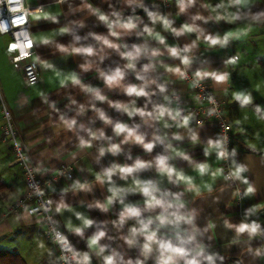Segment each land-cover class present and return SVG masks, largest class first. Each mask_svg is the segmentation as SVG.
<instances>
[{
	"label": "crops",
	"instance_id": "0c3cea01",
	"mask_svg": "<svg viewBox=\"0 0 264 264\" xmlns=\"http://www.w3.org/2000/svg\"><path fill=\"white\" fill-rule=\"evenodd\" d=\"M27 1L31 5L45 4L43 12L31 15L30 28L35 41L30 59L38 63L40 81L35 85L24 82L21 70L11 63L15 42L10 35L0 33V86L39 175L48 176L62 163L75 167L73 181L62 182L63 186L51 189L50 194L79 258L87 253L89 264H104L103 257L115 251L117 264H127L129 260L132 264L137 260L156 264L157 251L147 259L141 254L143 237L135 246L125 242L130 228L138 226L135 220L118 224L125 205L145 208L146 198L137 182H152L166 201L183 205L169 212L191 217V223H182L179 229L160 228V238L178 243L177 233L186 241L194 237L183 246L191 250L188 259L202 250L197 257L200 264H210L205 259L208 256L212 257L211 264H261L262 236L258 232H241L240 228L258 225L264 236L260 227L264 225V115L254 107L256 104L264 113V77L252 76L246 67L261 65L264 60L258 56L255 44V38L264 39V13L261 11L258 18L251 10L262 0H194L192 4L184 0L183 12L179 0H171L168 11L163 10L160 0ZM137 3L144 5L137 6L131 18ZM148 12L170 18V27L160 20L153 23ZM114 13H119L121 23L131 18L137 27L131 31L115 28L119 36L110 35L108 24L99 16L103 14L115 22ZM185 25L194 30L180 35L172 31ZM145 27L151 34L145 32ZM96 36L106 37L118 45V50L104 46ZM208 37L218 42L213 45ZM89 46L96 50L95 55L72 52L73 48ZM133 46L143 49L134 70L126 67L129 61L121 55L133 51ZM172 47L180 53L178 57L170 55ZM154 50L157 56L152 55ZM234 55H239L236 61L232 60ZM185 56L188 64L182 62ZM146 65L150 66L148 71H144ZM117 68L125 72V77L119 86H109L102 73L111 74ZM184 70L195 75L207 73L198 77L227 101L234 126L232 163L235 172L237 168L244 169L237 177L245 191L243 204L224 179L215 124L210 121L196 125L188 111L174 104L166 107L173 93L183 94L187 103L195 102L193 89L181 78ZM138 75L144 79H138ZM72 77L79 83H74ZM145 83L147 97L129 96L124 90L129 85ZM87 89L98 90L105 99H96ZM116 104L152 115L130 117ZM160 107L167 109L163 117L158 116ZM101 111L110 122L100 118ZM73 119L76 124L69 129L65 121ZM2 123L0 112V175L6 183L0 200V249L18 252L27 264H60L54 243L40 234L36 217L27 213L6 215L7 205L24 191L25 183L23 171L14 161L12 143L2 140ZM117 123L136 129L144 137V144L152 143L153 148L148 150L143 144L126 141V133L114 131ZM90 131L96 133V138L90 136ZM81 139L91 146L82 147ZM112 145L119 146L115 154L109 150ZM159 157H166L167 165L175 170L171 178L157 166ZM138 160L145 167L131 175L117 171L111 182L104 175L109 168L133 166ZM177 174L183 179H178ZM110 188L122 191L108 204ZM98 205H104L106 210ZM159 212V208L145 210L142 218ZM85 220L93 221L92 225L85 227ZM76 228H82V234H77ZM99 231L106 235L93 246L91 239ZM101 246L106 250L98 253ZM177 264H184V260L178 259Z\"/></svg>",
	"mask_w": 264,
	"mask_h": 264
},
{
	"label": "built area",
	"instance_id": "2783aa9c",
	"mask_svg": "<svg viewBox=\"0 0 264 264\" xmlns=\"http://www.w3.org/2000/svg\"><path fill=\"white\" fill-rule=\"evenodd\" d=\"M160 4L164 11L172 7L171 0H160ZM44 10L45 4L31 5L27 0H0V33L8 34L13 38L16 51L11 57V63L21 70L23 80L27 85H35L40 81L38 63L30 59L35 51V41L30 28L31 15ZM238 58L239 55H234L232 60L236 61ZM182 73V80L193 89L195 102L187 103L183 94L173 93L166 107L174 104L180 110L188 111L193 116L196 125H204L210 121L215 124L219 144L218 155L224 179L235 190L236 200L243 204L245 191L235 175L231 157L234 126L228 116L227 101L194 73L188 70ZM0 112L3 120L2 140L12 143L14 161L22 169L25 183L24 191L7 205L6 215L27 213L36 217L40 234L54 243L60 264H77V260L80 259L79 254L63 228L50 194L51 189L62 187V182L70 184L73 181L75 178L74 165L62 163L53 173L41 177L21 139L13 112L4 97L1 86ZM221 153L223 156L220 155ZM257 232L262 236L260 246L264 251V236L259 228ZM58 236L67 241V247L63 241L58 239ZM73 253L78 254L77 258L73 257ZM261 264H264V255Z\"/></svg>",
	"mask_w": 264,
	"mask_h": 264
},
{
	"label": "clouds",
	"instance_id": "9594fccd",
	"mask_svg": "<svg viewBox=\"0 0 264 264\" xmlns=\"http://www.w3.org/2000/svg\"><path fill=\"white\" fill-rule=\"evenodd\" d=\"M194 3V0H188V4ZM90 7V6H89ZM179 7L180 11L183 12L185 10V3L184 0H179ZM114 15L117 16V20L115 22H110L109 18L103 14L99 16V19L106 22L109 27L110 35L118 37L119 33L115 31V28H120L126 31H131L137 27V25L134 23V21L129 18L127 22L121 23L119 20V13H114ZM149 18L155 23L157 20H160L165 27H170L171 22L168 21L164 17H160L155 15L152 12H148ZM145 32H148L151 34V30L147 27H145ZM194 29L191 28L188 25L183 26L180 30L177 29H172L173 32H175L177 35L182 34L184 31H193ZM67 31V29H65ZM79 39V38H77ZM95 39L100 41L104 46L109 47V48H115L118 50V45L112 43L107 39L106 37H101V36H96ZM209 42L213 45H215L218 41L212 39L211 37L207 38ZM47 43V41H45ZM63 51H67L66 49H62ZM187 50V49H186ZM143 49L138 46H133V51H126L122 53L121 55L129 61V63L126 65L127 68L129 69H135V61L141 56ZM73 53L77 54H84L87 56H93L96 54V50L89 46V47H79V48H73L72 49ZM169 53L173 57H178L180 53L175 47L169 48ZM153 56H157L158 52L153 51L152 52ZM182 62L184 64L189 63L188 57H182ZM149 65H146L144 67V71L149 70ZM176 72H180V69L177 68L175 69ZM183 75V73H180ZM104 75V80L106 84L109 86H119L121 81L125 77V72L122 71L120 68H117L115 71H113L111 74H103ZM201 75H208L207 73H197V76ZM138 79L143 80V76H137ZM222 79V77H221ZM72 80L74 83H79L76 77H72ZM155 81H153L154 83ZM147 88V83L137 86V85H129L127 86L124 90L127 95L129 96H145L147 97L149 93L146 91ZM161 91H164L163 87L160 88ZM87 91H91L94 93L96 99L103 101L105 99L104 96L100 94L98 90L94 89H87ZM135 102L133 101V104ZM115 107L117 108H123L124 111L128 112L129 116L131 117L134 114H139L140 116H151L152 113H145L141 109L137 108H129L126 105H121V104H116ZM167 109L160 107L158 109V116L163 117ZM171 115V113H168ZM100 118L105 120V122H110L108 121V118L105 116V114L101 111L99 112ZM76 124V121L73 119L71 121H65V125L69 128L72 129ZM114 131L117 134H123L126 133L125 140H133L136 143L143 144L144 147L148 150H151L153 148L152 143H147L144 144V137L142 135L137 134L136 129L128 127L126 124L123 123H117L114 126ZM90 136L92 138H96V133L95 132H89ZM101 136L103 133L101 132ZM82 147H90V142L85 141L81 139L80 141ZM112 151L114 154L119 151V146L118 145H112L111 148L109 149ZM103 149H101V153H103ZM223 156V153L220 154ZM167 158L166 157H159L157 160V166L159 167L160 171L162 173H166L169 178L174 174V169L169 167L166 163ZM145 167V163L143 161H137L133 166L129 167H112L109 168L105 171L104 175L107 178L109 182H111V178L114 173L119 171L121 174H126V175H131L135 171L142 169ZM203 171V169H201ZM244 171L242 167L237 168L235 175L239 177L240 173ZM178 179H183L182 176H179L177 174ZM137 185L139 187V191L142 193V195L146 198L145 200V208L142 210L140 207L135 206V205H125L123 211L120 213L119 221L118 224L122 226L126 221L128 220H135L136 225L138 226H133L130 228V234L128 237H125V242L129 246H135L137 244V240L140 237H143V243L141 245V254L147 259L153 251H157L159 253L156 264H177L178 259H183L184 264H200V260L197 259L198 256L202 255V250L196 252L194 256H192L191 259H188V257L191 255V250L187 249L183 245L190 242L194 237H189L188 240H184L179 236L177 233L176 240L178 243H173L172 239H162L160 238V228L162 227H173L174 229H179L180 225L182 223L190 224L191 223V217L189 216H184L180 214L178 211H173L169 212V209H172L174 207H180L182 208L183 205H175L172 202L166 201L162 196L158 195L159 189L155 187L152 182H147L143 185H140L139 182H137ZM80 188H84L85 185H78ZM109 191L112 192V197H109L108 199V204H111L113 202L114 198H117L120 195V192L122 191L121 189H116V188H110ZM251 191V189H249ZM167 195V194H165ZM121 203H123V200H121ZM101 207L103 210H106L104 205H98ZM159 208L160 212L157 213L155 216H149L148 218H142L143 216V211L148 210V211H154L155 209ZM93 221L91 220H85L84 221V226L88 227L91 226ZM77 234H82L83 229L82 228H76L75 230ZM240 231H249L250 234H255L258 231V225H244L243 227L240 228ZM106 233L104 231H99L97 232L94 237L91 239V245L96 246L99 244V241L104 238ZM58 239L63 241L65 246L67 247V241L63 237H59ZM71 249H69L70 251ZM105 247L101 246L98 249V253H103L105 252ZM78 254L73 253V257L77 258ZM117 257L118 253L113 251L111 255H106L103 257L104 259V264H117ZM122 260V257H120ZM205 259H207L210 264L212 262V257L208 256ZM90 257L87 253L83 255L81 259L77 260V264H89ZM127 264H132V261L129 260ZM136 264H143V261L137 260Z\"/></svg>",
	"mask_w": 264,
	"mask_h": 264
},
{
	"label": "trees",
	"instance_id": "16d2710c",
	"mask_svg": "<svg viewBox=\"0 0 264 264\" xmlns=\"http://www.w3.org/2000/svg\"><path fill=\"white\" fill-rule=\"evenodd\" d=\"M251 10H253L256 13V16L260 18L261 11L264 13V0H262L261 2H256L252 6ZM260 63L264 70V60H261ZM254 107L264 115L263 111L259 109L256 104H254ZM5 188L6 183L0 175V200L2 198V193L5 191ZM260 227L264 232V225H260ZM0 264H27V262L18 252L8 249H0Z\"/></svg>",
	"mask_w": 264,
	"mask_h": 264
},
{
	"label": "rangeland",
	"instance_id": "374dc122",
	"mask_svg": "<svg viewBox=\"0 0 264 264\" xmlns=\"http://www.w3.org/2000/svg\"><path fill=\"white\" fill-rule=\"evenodd\" d=\"M264 19V17H263ZM262 19V20H263ZM255 44H256V48L258 50V56H261L260 58L264 59V39L261 38V36L255 38ZM249 70H247V72L249 74H251L254 77H264V72H263V68L260 64L256 63L255 65H248L246 66ZM2 77V75H1Z\"/></svg>",
	"mask_w": 264,
	"mask_h": 264
},
{
	"label": "water",
	"instance_id": "95a60500",
	"mask_svg": "<svg viewBox=\"0 0 264 264\" xmlns=\"http://www.w3.org/2000/svg\"><path fill=\"white\" fill-rule=\"evenodd\" d=\"M143 5H144V3H137V4H135V5L133 6L132 11H131V18H132V16L134 15V13L136 12V11H135L136 7H137V6H143ZM139 12H140V13H143V9H140ZM136 13H137V12H136Z\"/></svg>",
	"mask_w": 264,
	"mask_h": 264
}]
</instances>
